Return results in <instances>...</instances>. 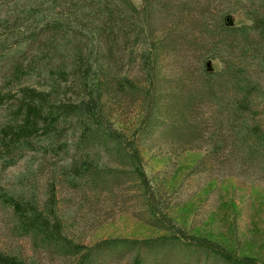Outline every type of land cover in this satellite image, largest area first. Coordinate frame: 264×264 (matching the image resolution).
Listing matches in <instances>:
<instances>
[{"label": "trees", "instance_id": "16d2710c", "mask_svg": "<svg viewBox=\"0 0 264 264\" xmlns=\"http://www.w3.org/2000/svg\"><path fill=\"white\" fill-rule=\"evenodd\" d=\"M248 1L235 26L223 0H142L140 7L131 0H2L0 51L17 47L0 54L3 78L16 85L48 80L40 93L23 87L0 126V150L10 157L3 168L25 153L32 159L11 189L0 187L11 232L59 264H263L178 226L170 216L178 204L144 169L155 140L176 159L191 150L199 131L191 112L204 102L214 118L212 154L231 143L240 162H258L264 172V128L253 122L264 101V76L253 73H264V0ZM188 6L198 24L186 20ZM166 20L188 30L191 54L180 62V39L163 27ZM155 24L164 34L154 37ZM236 50L239 60L223 62ZM31 146L38 147L34 156ZM127 198L144 214L135 218L162 234L83 243L82 231L100 228L113 200ZM0 264L44 263L0 252Z\"/></svg>", "mask_w": 264, "mask_h": 264}, {"label": "rangeland", "instance_id": "374dc122", "mask_svg": "<svg viewBox=\"0 0 264 264\" xmlns=\"http://www.w3.org/2000/svg\"><path fill=\"white\" fill-rule=\"evenodd\" d=\"M131 1L136 7L142 5V0ZM214 1L218 6L217 2L220 0ZM251 1L250 7H252ZM258 2L255 5L259 7ZM4 5L5 3L0 0V8H3ZM248 5V0H223L220 8L224 9L225 13L232 15V23L237 26L244 22L242 17L247 16L245 9ZM188 8L185 10V13L189 15L186 20L190 22V25L193 22L197 23L198 13L192 10L190 6ZM156 24L153 30L154 37L164 34V29ZM163 27L168 31L173 28L172 33L176 31L174 37L180 41L174 49L179 56V62L182 61L187 52L191 54L189 52L191 49L186 47L191 43L190 38L187 43L183 38V35H187L185 32L188 30H183L184 33L178 31L177 26H171L169 20H166ZM195 39L196 37H194ZM10 47H12L13 53L17 49L13 45ZM7 50L9 49L1 50L0 54H13ZM237 51L233 54L225 53L223 62L227 63L226 59L229 57L234 61L239 60L241 55ZM31 56L32 54H29L26 57H29V60ZM26 57L23 60L20 58V62L26 63ZM212 66L217 70L220 69V65L216 61L212 62ZM34 68L39 76L40 69L37 66ZM5 70L4 67L0 70V95L5 98L0 104L6 107V109H1L0 106V126L4 121L7 122L11 111L9 107L14 104L13 101L17 100L19 96L22 97L20 91L23 87L40 93L47 89L46 83H48L44 76L40 81L41 84L38 85L35 83L27 84L20 79L17 80L16 85L14 79L3 78ZM255 70L252 72L256 79L264 76L259 68L256 74ZM240 77L245 79V73ZM13 84L16 86L15 88L11 87ZM226 97L227 99L231 98L230 95ZM7 100H12V102L8 104L6 103ZM198 104L196 110L191 112L192 121L197 122L199 127L197 142L188 147L191 150L184 152L176 159L175 155L167 150L168 145L166 146L161 140H155L148 148L150 152L144 153L145 172L152 181L164 182V187L171 196L172 204H178L177 208L170 211V216L178 226L188 230L190 235L217 242L226 250L234 252L237 257L256 259L264 264V172L258 162L254 164L240 162L238 159L240 149L236 145H229L231 143L227 144V142L223 149L217 150L216 155L212 154L210 144L207 143L211 123L214 122V118L211 116L212 110H209L210 107H206L204 102H198ZM253 122L262 125L264 128V101ZM249 129H254L253 123H250ZM37 148V146H31L29 149L33 156L36 155L34 151ZM8 156V152L0 150V187L4 189H11L16 182V175L23 171L26 163L32 161V159L30 160L31 154L25 153L12 167L4 169L2 163H10ZM4 160L5 162H2ZM38 185L41 192L43 181L39 180ZM127 199L128 201L113 200V204L109 208L111 211L107 214L111 219L94 231L91 228H85L81 233L83 243L90 246V244L105 239L145 240L160 236L161 232L147 227L135 218L137 215L144 216V214L137 205H134L129 198ZM9 225L8 217L1 209L0 252L20 255L27 261L59 264V262L49 261L47 255L35 252L28 239L14 235ZM127 262L123 259L119 264H127Z\"/></svg>", "mask_w": 264, "mask_h": 264}]
</instances>
